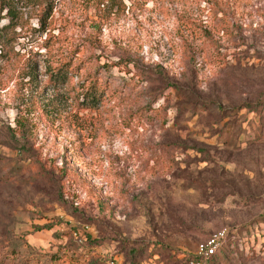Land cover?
Here are the masks:
<instances>
[{"label":"rangeland","instance_id":"obj_1","mask_svg":"<svg viewBox=\"0 0 264 264\" xmlns=\"http://www.w3.org/2000/svg\"><path fill=\"white\" fill-rule=\"evenodd\" d=\"M6 7L0 261L187 264L227 228L238 251L222 264H264V0ZM58 61L68 84L51 78ZM87 76L98 109L80 103Z\"/></svg>","mask_w":264,"mask_h":264},{"label":"trees","instance_id":"obj_2","mask_svg":"<svg viewBox=\"0 0 264 264\" xmlns=\"http://www.w3.org/2000/svg\"><path fill=\"white\" fill-rule=\"evenodd\" d=\"M8 10V13L11 14V9H7L6 7V0H0V12ZM8 14V15H9ZM10 16V15H9ZM10 18V17H9ZM1 20V19H0ZM12 20V19H10ZM10 24L6 25L7 27ZM4 28L0 29V35L2 34V31ZM60 63L59 65H52V72H51V78L55 82L61 83V84H68L70 79L74 76V67L72 61H58ZM78 88V94L81 96L82 100L80 101L82 108L84 109H98L99 106L102 104L104 96H106L105 89L101 88V82L96 77H84L79 85ZM246 228V226H243V228ZM238 231V230H237ZM237 234L236 231L233 229L228 230V236L225 242V245L220 250V252L214 257L213 263L214 264H222V259L227 258L229 255L233 254L234 252H237L235 243L231 239L234 240V235ZM134 256L141 257L139 252H133ZM18 256H11V255H5L1 261L0 264H8V260L10 258H17ZM22 258L20 264H64L69 260V258L65 255V253H52L46 255L47 262L42 263L41 259H39L36 256L33 257H25L21 256ZM196 259L195 254H193L191 257L187 258L185 260V263L190 264V261Z\"/></svg>","mask_w":264,"mask_h":264},{"label":"built area","instance_id":"obj_3","mask_svg":"<svg viewBox=\"0 0 264 264\" xmlns=\"http://www.w3.org/2000/svg\"><path fill=\"white\" fill-rule=\"evenodd\" d=\"M88 230V227H86ZM76 240L82 243V235L75 233ZM228 236V229L224 228L212 233L208 238L197 244L195 250L196 259L190 261V264H214V257L225 245ZM110 264H115L113 261Z\"/></svg>","mask_w":264,"mask_h":264}]
</instances>
